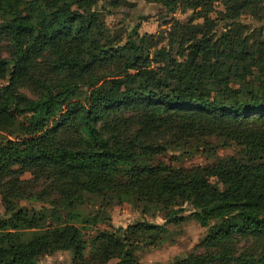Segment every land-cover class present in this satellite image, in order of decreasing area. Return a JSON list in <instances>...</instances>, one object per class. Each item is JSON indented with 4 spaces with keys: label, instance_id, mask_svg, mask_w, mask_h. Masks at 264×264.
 Instances as JSON below:
<instances>
[{
    "label": "trees",
    "instance_id": "16d2710c",
    "mask_svg": "<svg viewBox=\"0 0 264 264\" xmlns=\"http://www.w3.org/2000/svg\"><path fill=\"white\" fill-rule=\"evenodd\" d=\"M143 1L189 14L164 21L158 40L104 22V6L123 0H0V264L57 251L142 264L134 250L161 244L164 223L82 238L121 202L173 224L190 210L206 227L197 250L167 264H264V36L238 21L263 20L264 0ZM200 138L215 142L199 149ZM168 150L173 163L214 159L150 162Z\"/></svg>",
    "mask_w": 264,
    "mask_h": 264
},
{
    "label": "rangeland",
    "instance_id": "374dc122",
    "mask_svg": "<svg viewBox=\"0 0 264 264\" xmlns=\"http://www.w3.org/2000/svg\"><path fill=\"white\" fill-rule=\"evenodd\" d=\"M107 0H100L99 4ZM126 3V4H125ZM131 4L132 6H127ZM105 13L104 22L108 26L120 25L123 29L128 30L134 24L138 23L137 32L142 34L144 32L151 33L160 40L163 35V30L166 25L164 21L171 16L183 20L189 11H185L180 14L175 12L174 14H166L163 7L159 2H146L143 0H123L121 4L112 8L110 6H104ZM239 23L244 28L259 27L262 30L264 36V19L260 22L255 21L253 17L243 16L239 20ZM4 56V53H2ZM0 80V84H2ZM214 143L211 138H200L196 141V145L199 149L204 148L205 143ZM234 146H228L223 148H216L215 154L218 157L231 155L234 153ZM172 151L168 150L164 154L151 156L150 162H163L165 164H171L176 167H193L196 165H203L211 162L214 158H206L203 153H193L191 157L184 158L180 162L173 163L169 161V156ZM118 178L122 176L117 175ZM22 179L29 178L28 173H24L21 176ZM123 179V178H122ZM39 188V185L33 189ZM12 203L16 206L38 207V202H33L28 199L12 198ZM91 210L90 205L81 207L78 212L86 214ZM108 215L107 222L96 223L92 226H86L81 228L82 238L87 241L89 237L96 234L101 230H110L116 227H125L135 221L144 220L150 223H164L168 230L164 241L159 245H147L140 243L134 250L135 259L142 264H167L175 257H182L186 253L197 250L195 245L199 242L202 236L206 232V227L200 226L190 214V210H184L178 213L183 219L178 224L164 222V218L160 212H141L139 208H135L129 203L121 202L110 205L106 210ZM3 212V208L0 203V215ZM74 223H77L73 221ZM244 242L241 240L237 246L239 248ZM115 259H110L106 264H113ZM38 264H73L70 255L67 251H57L50 255L43 256L38 259Z\"/></svg>",
    "mask_w": 264,
    "mask_h": 264
}]
</instances>
